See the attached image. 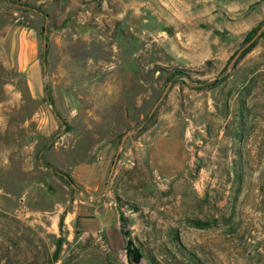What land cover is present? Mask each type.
Masks as SVG:
<instances>
[{"label":"rangeland","instance_id":"rangeland-1","mask_svg":"<svg viewBox=\"0 0 264 264\" xmlns=\"http://www.w3.org/2000/svg\"><path fill=\"white\" fill-rule=\"evenodd\" d=\"M99 213L138 264H264V0H0V264H129Z\"/></svg>","mask_w":264,"mask_h":264},{"label":"crops","instance_id":"crops-1","mask_svg":"<svg viewBox=\"0 0 264 264\" xmlns=\"http://www.w3.org/2000/svg\"><path fill=\"white\" fill-rule=\"evenodd\" d=\"M42 60L43 58L37 54L34 33L27 30L20 31L18 37V54L16 62L18 69L25 76L27 89L36 95H40L41 91L43 90L44 78L42 71ZM95 212H98V210L95 209ZM78 221L79 218L77 220V224L79 226ZM106 224L112 225V227H114L115 230L120 233L118 217L112 216L111 219H109L103 214H100L99 224L95 225V227H86L87 229L83 230V232L103 233V230L105 229L104 226Z\"/></svg>","mask_w":264,"mask_h":264},{"label":"trees","instance_id":"trees-1","mask_svg":"<svg viewBox=\"0 0 264 264\" xmlns=\"http://www.w3.org/2000/svg\"><path fill=\"white\" fill-rule=\"evenodd\" d=\"M251 40V34L247 36V41ZM120 234L126 238L125 252L129 264H138L142 257L140 250L134 246L133 241L128 237V233L124 229V219L122 215L119 216ZM172 243L177 253L166 252V261L170 264H204L195 254L190 253L181 247L176 236H173ZM152 264H158L154 258L149 259Z\"/></svg>","mask_w":264,"mask_h":264},{"label":"water","instance_id":"water-1","mask_svg":"<svg viewBox=\"0 0 264 264\" xmlns=\"http://www.w3.org/2000/svg\"><path fill=\"white\" fill-rule=\"evenodd\" d=\"M44 46H45V44H44ZM132 133H133V132H130V133H128L127 135H130V134H132ZM127 135H126V136H127ZM126 136H125V137H126ZM121 145H122V142H121V144H120V147H121ZM118 153H119V152H117V154H116V156H115V158H114V162H113V164H112L113 166H114V163H115V161H116V159H117ZM113 166H112V167H113Z\"/></svg>","mask_w":264,"mask_h":264}]
</instances>
